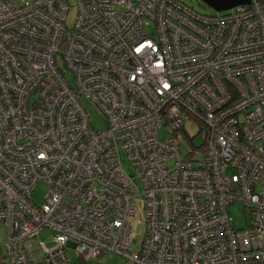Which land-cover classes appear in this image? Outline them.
Masks as SVG:
<instances>
[{
	"label": "built area",
	"instance_id": "1",
	"mask_svg": "<svg viewBox=\"0 0 264 264\" xmlns=\"http://www.w3.org/2000/svg\"><path fill=\"white\" fill-rule=\"evenodd\" d=\"M71 2L0 0L1 262L264 264V3Z\"/></svg>",
	"mask_w": 264,
	"mask_h": 264
},
{
	"label": "rangeland",
	"instance_id": "2",
	"mask_svg": "<svg viewBox=\"0 0 264 264\" xmlns=\"http://www.w3.org/2000/svg\"><path fill=\"white\" fill-rule=\"evenodd\" d=\"M16 6H18L20 0H12ZM187 7L190 9H193L194 11L208 15V16H219L220 13L215 12L213 9L208 7L205 3H203L201 0H181ZM72 8L68 16L67 23L70 27L73 26L75 17H76V8L74 6V2L72 0ZM68 77L70 82L74 83L73 77L70 73H68ZM89 119L91 122V125L96 130L103 129L105 125L107 124L106 120L98 113L96 108H94L92 105H90L87 102L82 103ZM189 134H195L196 133V127L192 126L187 129ZM125 171L130 174L131 168L125 164L124 165ZM45 188L43 185L39 184L33 193V200L36 204H40L42 202L43 196L45 195ZM227 213L229 218L231 219V227L235 231H241L245 229L249 224V215L248 212L244 210L242 205L239 202H234L232 205H230L227 208ZM141 229L139 228L137 231V242L141 239L140 235ZM38 240L43 242L47 248H52L54 246L53 243V234L47 230L40 233L38 236ZM68 255L70 257V260L72 264H84L78 255V253L74 250L69 248L67 250ZM96 264H130L129 261H126L123 257L103 252L102 255L95 261ZM0 264H10L7 260L4 259L3 262L0 260Z\"/></svg>",
	"mask_w": 264,
	"mask_h": 264
},
{
	"label": "water",
	"instance_id": "3",
	"mask_svg": "<svg viewBox=\"0 0 264 264\" xmlns=\"http://www.w3.org/2000/svg\"><path fill=\"white\" fill-rule=\"evenodd\" d=\"M217 13L226 12L235 7L249 5L252 0H201Z\"/></svg>",
	"mask_w": 264,
	"mask_h": 264
},
{
	"label": "trees",
	"instance_id": "4",
	"mask_svg": "<svg viewBox=\"0 0 264 264\" xmlns=\"http://www.w3.org/2000/svg\"><path fill=\"white\" fill-rule=\"evenodd\" d=\"M256 1H258V2H260V3H264V0H256ZM96 264V263H95Z\"/></svg>",
	"mask_w": 264,
	"mask_h": 264
}]
</instances>
